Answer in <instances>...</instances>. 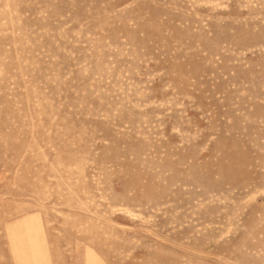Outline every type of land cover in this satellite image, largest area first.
<instances>
[{"label": "rangeland", "instance_id": "1", "mask_svg": "<svg viewBox=\"0 0 264 264\" xmlns=\"http://www.w3.org/2000/svg\"><path fill=\"white\" fill-rule=\"evenodd\" d=\"M0 264H264V0H0Z\"/></svg>", "mask_w": 264, "mask_h": 264}]
</instances>
